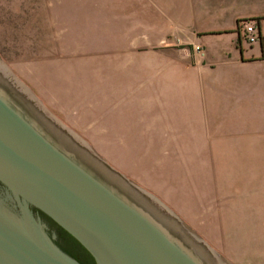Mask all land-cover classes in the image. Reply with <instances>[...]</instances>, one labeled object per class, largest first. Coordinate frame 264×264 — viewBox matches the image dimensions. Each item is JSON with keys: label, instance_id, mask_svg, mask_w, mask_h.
Segmentation results:
<instances>
[{"label": "crops", "instance_id": "crops-1", "mask_svg": "<svg viewBox=\"0 0 264 264\" xmlns=\"http://www.w3.org/2000/svg\"><path fill=\"white\" fill-rule=\"evenodd\" d=\"M146 1L89 12L103 27V157L193 229L229 221L236 251L264 264V58L238 28L264 36V0ZM168 35L204 54L180 57Z\"/></svg>", "mask_w": 264, "mask_h": 264}, {"label": "water", "instance_id": "water-1", "mask_svg": "<svg viewBox=\"0 0 264 264\" xmlns=\"http://www.w3.org/2000/svg\"><path fill=\"white\" fill-rule=\"evenodd\" d=\"M90 153L0 77V264H85L55 226L94 264H216L169 209Z\"/></svg>", "mask_w": 264, "mask_h": 264}, {"label": "rangeland", "instance_id": "rangeland-1", "mask_svg": "<svg viewBox=\"0 0 264 264\" xmlns=\"http://www.w3.org/2000/svg\"><path fill=\"white\" fill-rule=\"evenodd\" d=\"M136 4L148 5V2L0 0V77L69 140L88 154H91L90 151L95 153L105 162V166L124 177L118 168H126L120 167L119 158L103 157V142L97 140L100 136L93 134L92 130L97 115L101 118V49L104 44L102 23L93 20L91 14L92 19L88 24V17L93 10L98 11L100 16L103 7L133 8ZM144 16L147 15H141ZM90 35L92 40L97 41L95 46L88 44ZM140 37L146 38L144 32ZM165 38L167 41L162 46L170 45L180 57L190 59L195 55L188 40L172 35ZM131 48L145 53L150 45ZM183 48L190 50L189 56H186L187 51H182ZM189 160H196L195 165L200 166L198 157ZM143 192L151 197L150 191ZM150 202L161 208L156 201L157 204L153 200ZM161 209L166 213L164 208ZM176 218L180 220L177 215ZM196 224L200 229H193L188 223H184V226L201 238L205 243H200L201 248L216 264H248L246 253L237 252V248L232 246L229 221ZM238 249L246 250L245 247Z\"/></svg>", "mask_w": 264, "mask_h": 264}, {"label": "flooded vegetation", "instance_id": "flooded-vegetation-1", "mask_svg": "<svg viewBox=\"0 0 264 264\" xmlns=\"http://www.w3.org/2000/svg\"><path fill=\"white\" fill-rule=\"evenodd\" d=\"M56 228V242L68 253L74 256L79 261L88 264L89 260L94 264L92 256L88 251L76 241L69 233L65 232L61 228L55 226Z\"/></svg>", "mask_w": 264, "mask_h": 264}, {"label": "built area", "instance_id": "built-area-1", "mask_svg": "<svg viewBox=\"0 0 264 264\" xmlns=\"http://www.w3.org/2000/svg\"><path fill=\"white\" fill-rule=\"evenodd\" d=\"M238 28L242 36L249 42L255 43L259 41L258 27L249 22L238 23ZM191 50L194 54L203 55L204 51L200 44L191 43ZM182 51H187L186 56H189L190 50L183 48Z\"/></svg>", "mask_w": 264, "mask_h": 264}, {"label": "trees", "instance_id": "trees-1", "mask_svg": "<svg viewBox=\"0 0 264 264\" xmlns=\"http://www.w3.org/2000/svg\"><path fill=\"white\" fill-rule=\"evenodd\" d=\"M259 41H260L261 50H262V58H264V36L259 35ZM91 262L92 261L89 260L88 264H92Z\"/></svg>", "mask_w": 264, "mask_h": 264}]
</instances>
